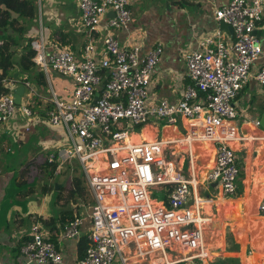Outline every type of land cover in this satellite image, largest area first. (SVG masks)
I'll use <instances>...</instances> for the list:
<instances>
[{"label": "built area", "instance_id": "1", "mask_svg": "<svg viewBox=\"0 0 264 264\" xmlns=\"http://www.w3.org/2000/svg\"><path fill=\"white\" fill-rule=\"evenodd\" d=\"M78 4L89 36L81 56L43 35L31 40L34 63L47 74L54 71L71 78L72 97L63 100L55 92L51 97L41 95L53 104L41 118L31 108V99L38 95L31 81L0 78V124L8 123L19 109L30 122L27 131L41 119L65 128V136L54 141L59 147L46 145L51 148L48 164L55 166L57 175L64 163L77 160L94 200L90 243L76 264H113L116 259L121 264L207 260L211 251L204 234L212 218L205 215L204 205L211 198L190 200L195 179L178 166L176 157L187 153L190 160L195 140L216 142L214 165L206 178L219 187L212 198L238 195L240 167L232 143L239 138V112L234 100L252 77L264 87L263 48L255 33L263 20L264 0H228L215 10L218 21L232 26L234 39L218 32L186 53L191 83L176 102L151 97L164 53L162 42L142 55L139 43L124 45L115 34L133 22L130 0H79ZM109 12L114 15L105 20ZM95 32L102 36L101 48ZM21 85L26 101L17 105L15 90ZM180 119L187 122L183 137L132 138L135 129L151 121L177 126ZM160 187L165 201L154 197ZM260 209L264 211V202ZM85 221V216L78 215L66 222L61 240H80ZM21 252L26 262H63L61 249L41 221L31 226V239L23 243Z\"/></svg>", "mask_w": 264, "mask_h": 264}, {"label": "crops", "instance_id": "2", "mask_svg": "<svg viewBox=\"0 0 264 264\" xmlns=\"http://www.w3.org/2000/svg\"><path fill=\"white\" fill-rule=\"evenodd\" d=\"M78 2L79 0H36L37 16L26 21L24 40L21 44L43 35L45 40L50 43L67 47L77 56H81L89 41V36L81 24V10ZM227 2L228 0H130L133 22L128 28L115 30V34L124 45L139 43L142 47V55L150 52L157 42H162L164 53L151 84V97L154 100L166 99L176 102L181 98L185 86L191 83L186 64V53L197 49L204 37L222 32L226 39L230 41L234 39L233 34L221 29V22L215 18V10ZM113 15V12H109L105 20ZM13 16H17V14L13 13ZM255 33L260 38L264 54V16ZM93 35L101 48L103 46L101 34L95 32ZM16 49V68L13 77L29 80L35 85L38 95L31 99V108L35 114L43 118L53 104L46 103L41 95L51 97L49 93L51 90L63 100H69L72 97L74 82L71 78L54 71L47 74L36 64L35 72L24 71L19 65L22 48L19 46ZM49 52L50 49L48 54ZM261 62L262 59L257 63L261 64ZM40 71L44 73L45 87L41 86L35 77V73ZM23 101H26L25 95ZM234 104L239 112L237 117L239 138L232 143L240 167V189L237 196L220 200L212 198L214 193H219V187L215 183H209L206 178L214 165L216 142L195 140L191 143L192 158L190 160L187 153H180L176 157V159L180 158L177 162L178 166L193 175L195 179L190 200H194L195 197L211 198L204 205L205 215L212 218L207 221L204 234L205 243L211 253L207 260L196 259V264H231L234 257H240L244 261L245 253H247L246 246L243 244L240 246L239 242L245 243L246 241L256 249L251 254L254 260L264 257V246H262L264 237L260 236L263 234L262 231L264 232V211L260 209V205L264 202V178L261 177L262 175H259L261 180L259 193H262V196L257 206V218L260 219L252 224L248 222L249 215L244 217L241 213V210L244 212L253 201L252 194L255 189L254 185L250 184V178H247L248 160L252 155H256V158L262 157L264 161V87L252 77L236 97ZM256 121H259L260 124H257ZM29 124L28 118L21 110H17L8 123L0 124V264H53L52 262H26L21 252L23 243L31 238V226L40 220L44 221L42 222L44 227L63 253L61 264H76L80 259V240L63 241L61 232L66 222L81 215L86 217L82 237L89 238L91 228L89 215H91L93 205L90 211H86L77 200L83 197V192L88 196L91 195L86 177L84 178L85 175L83 176L82 172L75 171L56 175L55 170L52 169L53 172L50 175L43 176L44 168H51L47 159L44 165L38 163L32 166L33 163L28 160L29 155L19 159V153L17 155L12 153L21 144H28L30 152L35 145L34 134L38 137L39 142L41 140L45 146L50 145L52 148L59 147V145H54V141L65 136L63 126H50L43 119L27 131L26 127ZM186 127L187 122L183 119H180L177 126L167 125L163 120L151 121L142 125L140 129H138L139 127L135 129L132 138L135 141H139V138L140 141L150 140L146 138L148 135L153 139L163 140L179 138L185 134ZM249 142L256 144H248ZM174 147L178 149L177 145ZM212 147L214 149L213 157L210 154ZM50 150L51 148H49ZM202 157L209 158V161L202 160ZM243 165L245 174L242 170ZM257 169H255V173ZM204 170L206 171L205 175ZM59 175H62V179L56 180L52 184L51 180ZM42 176L43 179H41ZM76 180L79 181L78 185ZM42 186H45L46 189L42 190ZM66 188H69L72 196H75L69 201L63 195ZM157 191L163 192L164 188L160 187ZM204 191L207 192L206 196L203 194ZM166 199L164 194L163 200ZM92 201L94 204L93 197ZM221 208L225 215L227 211L232 212L237 221L230 222L234 227L233 235L237 242L235 249L227 247L231 236L224 240V244L217 243V236L221 238L222 230L223 235L225 232V222L220 220L222 217ZM249 226L252 233L254 234L253 231L256 229L261 238L257 240V243L255 241L256 234H254V245L251 234H248ZM236 231L240 239H238ZM244 238L245 240H243ZM247 259L245 261L248 264L254 261L250 259L249 263ZM245 261L244 264H247ZM113 264L121 263L116 259Z\"/></svg>", "mask_w": 264, "mask_h": 264}, {"label": "rangeland", "instance_id": "3", "mask_svg": "<svg viewBox=\"0 0 264 264\" xmlns=\"http://www.w3.org/2000/svg\"><path fill=\"white\" fill-rule=\"evenodd\" d=\"M49 93H50L51 96L53 95L51 90H50ZM17 110H19V109H17ZM147 130H149V129H147ZM33 136H34L33 138H34L35 145L31 148L32 150L30 152H29L30 147H29L28 144H24V145L21 144L12 153H15L16 155H17V153H19V155H18L19 159L23 158L26 155H29V159L28 160H31V163H33L32 166L36 165L38 163L40 165H44L45 162H46L47 156H48L49 148L46 147L45 144L43 142H41V140L39 142V139L36 136V134H34ZM136 138H138V137H136ZM146 138L150 139V140L153 139V137H151L149 135ZM138 140L140 141L141 139L139 138ZM248 144H256V143L249 142ZM197 145H199V144H197ZM202 148L204 149L203 145H202ZM210 154H211V157H213V154H214L213 147H212V152ZM206 159H207V161H209V158H203L202 157V160H206ZM256 168H258V169H257V172L255 173V169ZM244 169H245V166L243 165L242 170H243V172L245 174V170ZM69 171L82 172L83 176H84V172H83V170H82V168H81V166H80V164H79V162L77 160H73L72 162H68V163L64 164V166H62L60 168V173L59 174L66 173V172H69ZM52 172L53 171L51 170V168L50 169L44 168V171L42 173H43V176H48ZM204 172L206 173L205 170L203 171V173ZM205 173H204V175H205ZM253 175H254V177H253ZM259 175H262L261 177L264 178V161L262 160V157L256 158V155H252L250 160H248V177L247 178H250V181H251L250 184L254 185V187H255V189L253 191V194H252L253 201L250 203V206L247 207V209L244 212H242V210H241V213L244 215V217L247 214L249 215L248 216V219H249L248 222H250L252 224L256 223L260 219V218H257V215H258L257 206L259 204V199L262 196V193H259L260 192V184L259 183L261 181L260 178H259ZM43 176H42L41 179H43ZM84 178H85V176H84ZM61 179H62V175L54 177L51 180L52 184H54L56 182V180L59 181ZM73 185H74V183H73ZM45 186H47V185H45ZM45 186H42L41 189L42 190L46 189ZM203 194L206 196L207 192L204 191ZM63 195L65 196L67 201H69L72 197H75V196H72V192L70 191L69 188L65 189V192H64ZM154 197H157L159 199H163L164 195L161 192L155 191L154 192ZM77 200H78V202H80L79 205L82 206V208H85L86 211H90L91 210L92 205H93V201H92V197H91L90 194L88 196L87 193L83 192V197H80ZM222 211H223V208H221V211H220V214L222 216L220 220L222 222H225V232H224V235H223V230H222L221 238H220V236H217V238H218L217 243L218 244H224V240L227 239L228 236H231L230 240L228 241L229 245L227 247L229 249H235V248H237L236 247L237 242L235 241L236 239H235V236L233 235L234 227L231 226L230 222H237V221L235 220L234 216L232 215V212L227 211V213L225 215V213L222 212ZM88 214H90V213H88ZM228 222H229V224H228ZM252 230H254V229L252 228ZM253 232H254V234H256L255 235V241L261 239L260 236L264 237V232L263 231H262L263 234H260V236L257 234L258 232H257L256 229ZM237 234H238V232H237ZM248 234H251V236H252V244L254 245V243H253V240H254L253 235L254 234L250 230V226H249ZM237 236H238V239H240L239 234ZM243 240H245V238ZM245 243L244 242L243 243L239 242L240 246H241V244L246 246L245 249H246L247 253H245L244 261L247 258H249V259H247V261L250 263L251 262L250 259L254 260L251 257V254L254 253V251H256V249L251 247L249 242L246 241ZM257 243H258V241H257ZM262 246H264V243L262 244ZM232 260H234V261L231 264H244V261L240 257H234ZM251 264H264V257H261V258H259L257 260H254Z\"/></svg>", "mask_w": 264, "mask_h": 264}, {"label": "trees", "instance_id": "4", "mask_svg": "<svg viewBox=\"0 0 264 264\" xmlns=\"http://www.w3.org/2000/svg\"><path fill=\"white\" fill-rule=\"evenodd\" d=\"M36 0H0V29L4 40V44L0 46V78L13 77L16 68L15 56L17 47L21 46L22 54L19 61L20 67L24 71L35 72V63L32 61L34 50L30 44L31 39L27 43L21 44L24 40L26 21L34 19L37 16ZM16 13L17 16H13ZM35 77L38 83L45 87L46 81L42 71L36 72ZM3 89L0 87V94ZM139 126L138 129H140ZM54 171L55 166L49 164ZM78 180V179H77ZM76 180V183L79 182ZM78 185V183H77ZM41 221V220H40ZM44 222V221H41ZM48 222V221H47ZM31 239V238H29ZM28 239V240H29ZM90 240L86 236L81 237L79 241V254L83 258L89 246ZM186 264V263H178Z\"/></svg>", "mask_w": 264, "mask_h": 264}, {"label": "water", "instance_id": "5", "mask_svg": "<svg viewBox=\"0 0 264 264\" xmlns=\"http://www.w3.org/2000/svg\"><path fill=\"white\" fill-rule=\"evenodd\" d=\"M220 27L222 30L229 32L231 34H233V32H234L232 26L224 23L223 21H221ZM24 93H25V86H23V85L19 86L15 90V102L17 103V105H20L22 103Z\"/></svg>", "mask_w": 264, "mask_h": 264}]
</instances>
